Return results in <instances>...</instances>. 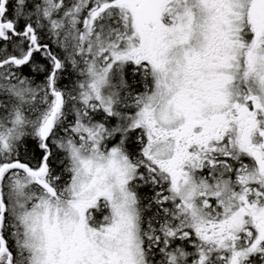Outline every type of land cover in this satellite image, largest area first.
<instances>
[{
    "label": "snow or ice",
    "instance_id": "snow-or-ice-1",
    "mask_svg": "<svg viewBox=\"0 0 264 264\" xmlns=\"http://www.w3.org/2000/svg\"><path fill=\"white\" fill-rule=\"evenodd\" d=\"M0 264H264V0H0Z\"/></svg>",
    "mask_w": 264,
    "mask_h": 264
}]
</instances>
